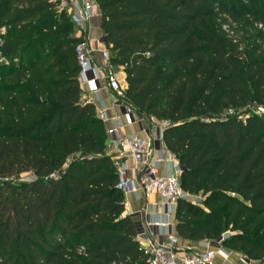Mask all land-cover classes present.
Wrapping results in <instances>:
<instances>
[{"label":"trees","instance_id":"obj_1","mask_svg":"<svg viewBox=\"0 0 264 264\" xmlns=\"http://www.w3.org/2000/svg\"><path fill=\"white\" fill-rule=\"evenodd\" d=\"M94 2L127 99L172 122L164 144L202 198L178 201L179 238L263 261L264 0ZM75 28L61 0H0V264H149Z\"/></svg>","mask_w":264,"mask_h":264},{"label":"built area","instance_id":"obj_2","mask_svg":"<svg viewBox=\"0 0 264 264\" xmlns=\"http://www.w3.org/2000/svg\"><path fill=\"white\" fill-rule=\"evenodd\" d=\"M61 5L68 10L75 26L82 29H85L87 21L94 16L97 6L91 0H61ZM76 54L80 77L86 80L93 90L100 81H103L115 92L129 120L148 118L138 113L127 99V89L118 79L116 69L109 62L104 68L96 64L87 38L84 37L77 46ZM101 117H104L103 113ZM171 126V121H157L152 139L123 135L119 125L110 131L115 139L110 142L112 155L109 154L108 148L107 154L113 159L118 174L117 188L124 195L140 191L146 200L158 196L163 201L162 215L149 224L148 233L138 236L141 250L149 264H218V249L210 247L189 252L180 245L176 231L178 201L185 199L200 204L202 198L182 189L180 183L182 167L169 150L162 148L164 132ZM156 142L160 143L159 148L156 147ZM126 157L133 159L137 166V173L134 176L129 173ZM163 163L167 166L165 173H162ZM126 206L125 203V208ZM228 237L229 235H225L223 238Z\"/></svg>","mask_w":264,"mask_h":264},{"label":"crops","instance_id":"obj_3","mask_svg":"<svg viewBox=\"0 0 264 264\" xmlns=\"http://www.w3.org/2000/svg\"><path fill=\"white\" fill-rule=\"evenodd\" d=\"M94 2V0H91ZM102 14L98 6H96L94 16L87 21L85 29H77V37L87 38L89 40L90 49L92 50L93 57L96 64L104 68L109 62V52L105 44V34L101 28L102 26ZM118 79L121 84L127 89V75L123 68L116 69ZM80 84L83 91L82 100L84 102H92L96 107L98 116L104 121L107 136H108V150L112 155V148H110V142L115 137L110 133L115 126L121 127V132L126 136H140L142 138H151L157 124L156 119L145 118L144 120L130 119L125 114V109L118 102V98L115 92L103 81L96 89L93 90L91 85L80 77ZM104 117H101V114ZM162 148L167 149L165 144H162ZM168 150V149H167ZM127 158V164L129 173L134 176L137 173V166L133 159ZM125 158V159H126ZM167 166L162 164V173H165ZM126 203V215L132 216L136 223L141 224L139 228V235L149 232V224L163 213V201L158 196H154L150 200H146L143 194L138 191L136 193H129L125 195ZM144 236V235H143ZM180 245L187 249V251H200L209 248V242L195 243L180 239ZM230 261H235L234 254L230 252L228 254Z\"/></svg>","mask_w":264,"mask_h":264},{"label":"rangeland","instance_id":"obj_4","mask_svg":"<svg viewBox=\"0 0 264 264\" xmlns=\"http://www.w3.org/2000/svg\"><path fill=\"white\" fill-rule=\"evenodd\" d=\"M75 29L77 31L78 28L76 27ZM4 33H2L1 36H3ZM31 179H32L31 174H24V175L21 176V182H28ZM225 235L227 236V235H230V234L227 233ZM218 242L221 244V247L217 250V253H218L217 263L218 264H223V263H226V262L228 264H264V260L260 261V262L251 261L250 263H248L247 262V258L244 256L243 253H240V252L235 251V250H230V249L228 250V249L224 248V246L222 245V240L218 241ZM230 252H232L234 254L235 261H230L229 260L228 254H230Z\"/></svg>","mask_w":264,"mask_h":264},{"label":"water","instance_id":"obj_5","mask_svg":"<svg viewBox=\"0 0 264 264\" xmlns=\"http://www.w3.org/2000/svg\"><path fill=\"white\" fill-rule=\"evenodd\" d=\"M105 42H106V39H105ZM156 147L159 148L160 147V143L159 142H156ZM184 170V168H182V171ZM137 224V227L138 229L141 228V224L140 223H136ZM222 240V239H221ZM220 240V241H221ZM209 246L212 247V248H216V249H219L221 247V244L219 242H216V243H209ZM247 262L250 263L251 260L247 259Z\"/></svg>","mask_w":264,"mask_h":264}]
</instances>
